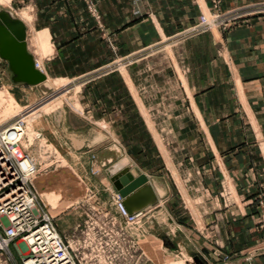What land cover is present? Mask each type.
<instances>
[{
	"label": "crops",
	"instance_id": "crops-1",
	"mask_svg": "<svg viewBox=\"0 0 264 264\" xmlns=\"http://www.w3.org/2000/svg\"><path fill=\"white\" fill-rule=\"evenodd\" d=\"M214 1L8 0L11 5L5 9L27 27V53L34 64L41 62L39 71L47 81H76L171 41L212 13ZM219 1L222 13L264 6V0ZM23 13L31 20L23 19ZM34 35L49 38L52 47L44 58L30 48ZM174 54L184 72L187 107L183 104L170 117H182L180 126L159 130L153 123L156 114L148 102L158 96L148 100L143 93L136 74L141 62H136L132 86L113 74L81 91L78 106L54 113L62 106L52 104L47 114L54 113L53 131L64 135L60 145L69 154L89 164L94 159L105 166L127 161L136 174L148 176L158 201L142 212L140 235L131 237L141 258H147L141 242H148L154 253L146 259L149 264H173L178 258L185 264H247L246 256L257 250L253 263L264 264V13L247 16L218 34L177 41ZM0 58V86L18 102L45 95L41 86L34 89L18 81L10 62ZM167 130L180 137L192 134L197 146V156L190 157L197 167L182 176L183 190L164 184L126 151L133 147L124 134L144 132L158 148L155 136ZM108 139L112 144L103 147ZM103 185L107 210L123 222L112 198L115 187ZM159 244L164 249L160 255L155 253Z\"/></svg>",
	"mask_w": 264,
	"mask_h": 264
},
{
	"label": "rangeland",
	"instance_id": "rangeland-1",
	"mask_svg": "<svg viewBox=\"0 0 264 264\" xmlns=\"http://www.w3.org/2000/svg\"><path fill=\"white\" fill-rule=\"evenodd\" d=\"M7 1L0 0V8L5 9L10 6L11 4H8ZM21 17L31 20V15L28 13L21 14ZM220 30L215 29L209 34H218ZM43 36L34 35L29 41L30 48L41 58H44L45 54H49L46 48L52 47L49 38ZM34 39H37L35 44L32 43ZM174 44L173 41L164 42L153 49L129 58L130 63L120 67L116 65L112 70H106L103 74L96 72L76 81L48 80L52 84L51 90L46 95H40L42 97L38 101L31 97V101L26 104L18 102L13 95L6 96V87L0 86V124L14 121L19 116L25 117L29 132L24 146L29 148L33 158L40 164L38 173L32 181L39 196V203L46 206V211L53 217L57 231L73 247L75 246L74 242L82 237H80V231L77 230L79 226H81L80 230L86 228L91 222L94 224L97 222L101 226L105 214L113 216L107 210V197L102 196V188L104 187L103 182L106 185H113L107 171L115 165L105 166L101 160L97 159L92 160L94 162L92 165L88 163V160L79 159L80 157L69 154V150L60 145L66 140L64 135L53 131L52 123L57 124V122L53 120L52 116L62 109L68 110L74 107V104L78 106L79 93L85 89L88 90L89 86H95L109 75L119 74L131 85L132 66L136 62H141V68L136 70V74L138 78H142V91L148 100L151 95L158 96V100L154 98L148 102V109H152L156 114L152 117L153 123L158 124L159 130L162 127H170L171 124L175 126L179 123L180 126L182 117L177 120L170 117L173 113L181 112L183 104H186L187 107V102L182 97L184 72L180 60L178 59V62L175 58ZM37 64L42 69L41 62L37 61ZM6 71L7 75L11 76V72L8 69ZM52 104H59L62 107L52 114H47ZM149 119L150 117H147V120ZM148 136L144 132L136 135L133 133L124 134L125 143L133 147L130 150L127 148L126 151H130L137 161L142 162L143 169L150 170L157 177L163 178L164 184L167 183L171 187L174 185V188L180 190L185 189L186 182H183L182 176L190 171L193 172L197 167L196 161L194 163L190 161V157L197 156V146L194 145L193 135L180 137L178 132L159 131L157 137L154 134L158 148L153 145ZM133 138L135 139L133 140ZM110 144L112 141L108 139L102 145L106 147ZM184 146L186 148L183 149ZM122 151L125 150L122 149ZM114 219L124 230L125 249L130 253L127 261L122 264H149L146 259L153 258L151 256L154 254L152 248L148 246L147 241L141 242L142 248L147 253V258L146 256L141 258L140 255L143 253L137 250L138 244L131 237L140 235L141 219L134 224H127L125 221L119 222L115 217ZM98 225L95 224V226ZM159 246L155 248V253L158 255L162 254L164 250ZM11 250L17 259L16 263L22 264V258L18 255L17 249L12 246ZM173 264H185V262L178 258L173 260Z\"/></svg>",
	"mask_w": 264,
	"mask_h": 264
},
{
	"label": "built area",
	"instance_id": "built-area-1",
	"mask_svg": "<svg viewBox=\"0 0 264 264\" xmlns=\"http://www.w3.org/2000/svg\"><path fill=\"white\" fill-rule=\"evenodd\" d=\"M219 0L214 1V11L195 26L181 32L171 41L177 42L209 33L215 29L227 30L241 19L253 14L264 13V6L255 10H234L220 13ZM91 11L96 15L95 8ZM131 58V57H129ZM129 58L99 70H106L130 63ZM37 68L39 65L36 63ZM27 139L25 117L0 124V264H17L11 248L14 246L22 258V264H122L130 253L125 249V233L118 222L109 214L103 216V225L93 222L80 230V237L73 247L59 235L53 217L46 206L39 203L33 179L40 164L23 146ZM113 201L118 214L127 224L137 223L143 213L129 215L119 193ZM264 211V207H263ZM257 251L250 252L245 260L254 264Z\"/></svg>",
	"mask_w": 264,
	"mask_h": 264
},
{
	"label": "water",
	"instance_id": "water-1",
	"mask_svg": "<svg viewBox=\"0 0 264 264\" xmlns=\"http://www.w3.org/2000/svg\"><path fill=\"white\" fill-rule=\"evenodd\" d=\"M27 27L11 11L0 8V55L11 64L17 80L25 82L36 89L41 86L43 93L48 91L43 86L46 76L35 68L31 56L26 50ZM133 166L123 162L112 166L107 172L111 181L123 199V205L129 215L142 213L157 204V196L149 178L138 175Z\"/></svg>",
	"mask_w": 264,
	"mask_h": 264
},
{
	"label": "bare ground",
	"instance_id": "bare-ground-1",
	"mask_svg": "<svg viewBox=\"0 0 264 264\" xmlns=\"http://www.w3.org/2000/svg\"><path fill=\"white\" fill-rule=\"evenodd\" d=\"M4 1V0H3ZM24 18H26L25 16H24ZM26 19H28V18H26ZM37 42V39H34L33 41H32V43L33 44H35ZM39 65V64H38ZM35 68L37 69V70H40L41 71V69H40V66H39V68H37V66L35 65ZM42 73V72H41ZM50 84V86H49V84ZM48 83L46 82V84L43 86V89L44 90H47V89H50L51 88V83L48 81ZM54 87H55V84L53 85ZM6 89H7V87H6ZM5 92V91H4ZM62 94V93H61ZM6 96H12V94L9 92V90L7 89V91H6ZM63 96V95H62ZM72 103V102H71ZM28 129H27V134H28ZM39 136V135H38ZM24 144H25V142H23V146H24ZM25 148H26V146H24ZM124 164H126L127 163V161H124L123 162ZM134 224V223H133ZM59 233V232H58ZM60 235V234H59ZM61 236V235H60ZM28 264H32L31 262L30 263H28Z\"/></svg>",
	"mask_w": 264,
	"mask_h": 264
}]
</instances>
